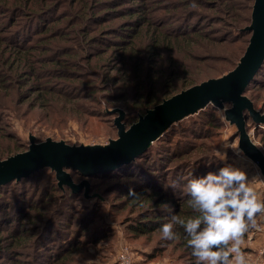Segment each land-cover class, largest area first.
<instances>
[{
  "label": "trees",
  "instance_id": "1",
  "mask_svg": "<svg viewBox=\"0 0 264 264\" xmlns=\"http://www.w3.org/2000/svg\"><path fill=\"white\" fill-rule=\"evenodd\" d=\"M255 1L166 0L167 6L170 7L169 11H174L171 14L172 17L178 20L177 25L182 26V29L185 27L180 32L175 33L171 31L169 33L161 29V32L152 30V33L140 36L139 28L149 24L152 25L153 23L150 20L151 17L147 16L145 12H143L142 17L136 16L131 21H128L138 28L126 29L121 33L129 35V32L133 31L131 37L138 39L140 36L139 40L142 41L143 39L146 42L144 46H137L131 50L129 71H126L128 80L125 78L122 83L123 86L121 85L126 91L125 98L129 100L126 105L136 113V117L130 126L137 122L140 116L145 115L148 110L168 99L162 98L161 101H158L153 98L155 94L153 90L155 88L159 86L160 89L171 87L174 78L184 80L197 77L188 72V70H191L186 61L180 60L179 63L178 54H176L177 49L186 55L193 53L192 51H204L202 47L204 38L216 45L211 35L220 31V29L212 30L210 28L211 35H206L204 31L196 26L198 19H195L194 14L207 10L211 11L210 14L219 11L218 13L220 14L230 15L233 20L228 23V21H224L222 15L216 14L219 17L217 21H224L225 29H227L225 31L228 32L227 37L223 38L220 43L228 44L233 39H236L234 40L236 42L243 36L247 45L232 69L217 77L198 80V82L194 81L195 83L188 88L210 79L222 78L238 66L252 37V31L249 28L253 26ZM92 4L93 0H0V17L4 19L0 20V42L2 40L8 41V38H5L7 36L10 38L14 37V46H19L17 48H20V50L7 52V45L5 47L0 45V59L8 63L15 55L19 60L21 71H27L31 77L30 79H34L33 81L39 78L58 79L54 86L46 89V93L36 95L33 91H26L31 86V84L27 83L24 85L25 90L22 92L23 101L32 97L37 102L51 101V103L56 102V98L59 97L66 99V94L56 87L60 85L58 81L63 78L77 80L81 77L75 75V72L81 65L79 59H84L88 56L89 49L83 46V41H88L87 36L89 35L85 24L90 15L88 10ZM193 4L196 6L193 7ZM140 6H146L147 10H149L147 4L142 3L133 5V8H139ZM201 8L203 9L201 10ZM236 8L250 12V16L244 20V25L238 22L237 14L233 13ZM208 16L209 14L205 15V17ZM178 26L175 29H179ZM7 30H10V32H6ZM232 31H235L233 38L231 35ZM4 33L7 36H4ZM188 40L196 42V49L189 47V43L186 42ZM7 43L9 44V41ZM198 47H201L202 50H199ZM159 48L167 51V56L164 65L157 68V64H154V61L156 63L159 62ZM150 57L153 58V62L149 61ZM179 67H184L187 70ZM2 68L3 66H0V69ZM85 71H88V69ZM0 80L2 81V79ZM1 81L0 86L2 85ZM183 90L185 89H180L177 93ZM261 91H264V62L244 92V95L253 102L255 109L264 115V103L263 109H258V94ZM86 98L97 101V97L93 93H90ZM217 109L219 108L209 104L197 113L171 125L140 157L113 171L89 177L92 196H85L82 194L83 192L74 193L67 186L60 187L56 172L51 168L41 169L29 177L0 186V205L4 204L0 213L1 217H11L14 211L15 213L16 211H22L26 212L29 220L35 221V223L32 222L23 227H16V221L11 226H6L9 232L15 234L16 239L14 240L17 244L13 243L10 244V248L6 247L9 250H3L2 248L5 246L0 247L2 259L11 260V264H17L19 261L21 264L23 261H26L27 264H73L75 257L81 251L82 244L85 243V240L80 238H84V234L89 227L86 223L89 222L83 218V221L76 224L79 227L74 229L72 222H74L75 216L81 213L78 212L81 204L75 206V204H69L66 201H68V198L81 197L83 195L86 200L97 198L99 202H102L104 200L102 194L95 192L98 187L97 184H92L90 179H99L101 180L100 183L111 179L121 182L123 188L117 187L124 196L125 201H123V204L126 206L132 204L136 207L133 213L137 214V216L134 219V223L130 226L131 232L136 237L141 235H160L159 229L164 223L169 222L173 214L184 219L194 216L195 213L189 208L187 203L188 197L182 191L183 185L190 178L202 177L210 171L217 172L223 166L215 167V162L212 159V156H214L212 145L202 144L200 147L199 143L191 144L183 140L179 134L173 135V133L180 125L185 127L187 122L189 123L188 120L197 115V118H193V124L202 123L201 127L204 130L202 133L214 135V132L207 130V127L214 123V114ZM201 113L206 114V117H203ZM124 114L123 122L126 125L130 118H128L127 112L124 111ZM110 115H115L116 118L119 115V111H114ZM252 125L254 128L257 127L253 121ZM187 130L195 131L193 128ZM201 130L196 131L200 134ZM246 130L247 132L249 130L247 125ZM259 131L264 135V131ZM236 135L238 136V133ZM203 137L206 139V136ZM33 138L36 142H40L36 137ZM262 142L264 144V138H262ZM175 146H179V148ZM183 171L189 172L185 174ZM68 172L75 183L85 179L77 171L68 170ZM76 177H81L82 179L77 181ZM23 183H30L29 185L33 189L28 190ZM173 184L176 187H172ZM22 186L24 187V193L21 194L20 192L21 195L18 194L10 203L11 209H6L5 204L9 200V190L12 187L19 188ZM130 188L137 193L135 197L128 195ZM21 197L23 199H20ZM14 205L15 207L13 208ZM2 218L1 220H3ZM174 230L177 234L176 238L166 241V245L171 246L173 250L178 252L176 255L180 257L179 260L187 259L189 260L187 264H195L191 249L187 245L183 228L177 225ZM159 241L164 240L160 239ZM28 246L30 251L27 250L28 257L25 260L21 256L24 254L23 248ZM4 261L6 263V260Z\"/></svg>",
  "mask_w": 264,
  "mask_h": 264
},
{
  "label": "rangeland",
  "instance_id": "2",
  "mask_svg": "<svg viewBox=\"0 0 264 264\" xmlns=\"http://www.w3.org/2000/svg\"><path fill=\"white\" fill-rule=\"evenodd\" d=\"M155 2L154 0H93V4L88 10L90 15L85 24L89 35L87 36L88 41H83V46L89 49L88 56L79 59L81 65L75 72V75L81 77L77 80L63 78L58 81L60 85L56 87L66 94V99L59 97L56 98V102L51 103V101L37 102L32 97L23 101L22 92L25 90L24 85L27 83L31 86L26 91H33L36 95L46 93V89L54 86L58 79L39 78L33 81L34 79H30L31 77L27 71H21L19 60L15 55L8 63L0 59V66H3L0 69V79H2V81L0 80L2 83L0 86V158L4 160L6 157L27 151L29 143L31 144L32 135L40 142L53 139L65 141L69 145H107L111 140L118 138L114 120L119 115L116 118L115 115H110L117 110L127 112L130 120L128 119L125 126L129 128L136 117V113L126 105L129 100L125 98L126 91L123 89L122 83L125 78L128 80L126 71H129L131 50L137 46H144L146 42L143 39L140 41L139 38L147 33H152V30L161 32L160 30L163 29L175 33L185 28L182 29V26L177 25L178 20L172 17L171 14L174 11H169L170 7L167 6L166 0ZM141 3L147 4L149 10L146 6L133 8V5ZM143 12L151 17L152 25L149 24L139 28L140 36L138 39L131 37L133 31L129 32V35L122 34L121 32L126 29L138 28L128 21L136 16L142 17ZM210 12L204 10L194 14V16L196 20L198 19L196 26L204 31L206 35H211L210 28L212 30L220 29V31L211 35L216 45L204 38L202 46L204 51H192L193 53L186 55L182 51L176 50L179 63L180 60L186 61L191 70H188V72L197 77L184 80L174 78L171 87L160 89L159 86L155 88L153 98L156 100L161 101L162 98H171L180 89H188L189 86L195 83L194 81L198 82V80L201 81L226 73L233 68L239 56L242 55L247 45L245 37L241 36L236 42L234 41L236 39H233L228 44L220 43L228 35V32L225 31L227 29H225L224 21L229 23L233 19L230 15L218 13L219 11H215L214 14H210ZM233 13L237 14L238 22L243 25L245 24L244 20L250 16L248 10L243 11L241 8H236ZM206 14H209V18L205 17ZM216 14L222 15L224 21L218 22L219 17ZM200 15L202 16L199 18ZM0 20H4L3 17H0ZM176 26L179 29H175ZM6 32H10V30ZM234 32L231 33L232 38L235 36ZM4 36L7 35L4 33ZM5 38H8L9 44L7 40L6 42L2 40L0 45L2 47L7 45V52L20 50V48H17L19 46H14V37L7 36ZM186 42L189 43V47L196 49L195 41L188 40ZM198 48L202 50L201 47ZM159 51V62L154 61L157 68L164 65L167 56V51L162 48H159ZM152 59L150 57L149 61L153 62ZM179 68L187 70L184 67ZM86 69L88 71H85ZM90 93L95 94L97 101L86 98ZM258 101V109H263L264 91L259 92ZM226 105L229 104H224L222 108L215 110L214 123L212 122L213 124L207 127V130L213 131L214 135L202 133L204 132L203 127H201L202 123L193 124V118H197V115L188 120L189 123L187 122L185 127L183 125L177 127L173 135L179 134L183 140L191 144L199 143L200 147L202 144L212 145L214 151L212 159L215 162V167L230 164L243 169L247 172L251 185L264 197V175L258 166L249 160L243 152L235 153L230 148L225 149L224 147L225 142L235 143L239 146V137L236 135L237 128L234 124H231L226 116L228 110L224 112L225 118L220 119L218 110H223ZM201 114L206 117V114ZM247 127L254 143L264 152L262 142L264 135L259 131H264V125L257 126L259 128L256 130L257 127L254 128L252 120H249ZM189 128H193L195 131L187 130ZM200 129H202L201 133L198 134L196 130L199 131ZM203 136H206V139ZM175 147L179 148V146ZM225 151H227L226 160L221 156V153ZM183 172L187 174L189 171ZM81 179V177H76L77 181ZM87 180L89 182V178ZM90 182L94 185L97 184L98 187L95 192L102 194L104 199L102 202H99L97 198L86 200L83 195L68 198V201H66V203H72L75 206L81 204L78 211L81 213H78L74 222H72L74 229L79 227L76 224L83 221V218L89 222L86 223L89 227L84 234V238H80L85 240V243L82 244L81 251L75 257L73 264H118V252L121 246L124 245L130 249L133 264H187L189 260H179L180 257L176 255L178 252L173 250L171 246L166 245V241H159L161 239L159 234L136 237L131 232L130 226L137 216L133 213L136 207L132 204L128 206L123 204V201H125L124 196L117 187L123 188L121 182L112 179L103 183H100L101 180L99 179H90ZM23 184L27 186L28 190L33 189L29 185L30 183ZM23 188V186L19 188L12 187L9 190V200H5L7 202L5 204L6 209H11L10 203L20 192L21 194L24 193ZM82 192L85 195V190ZM89 196H92L91 190ZM20 199H23V197ZM3 206L4 204L0 205V213ZM1 218L0 215V247L5 246L2 248L3 250H9L6 247L10 248V244H17L14 240L16 239L15 234L7 230V225L11 226L14 221H16V227L35 223V221L29 220L26 212L22 211H16V213L14 211L11 217H4L3 220ZM12 218L14 219L12 220ZM241 247L246 252L247 261L252 264L261 262L263 264L264 241L262 239L252 236L249 232ZM28 248L29 246L23 248L24 254L21 258L25 260L28 257L27 252L30 251ZM4 260H6V263ZM7 262L11 264V260L2 259L0 255V264H7ZM17 264H21L20 261ZM22 264L27 263L23 261Z\"/></svg>",
  "mask_w": 264,
  "mask_h": 264
},
{
  "label": "water",
  "instance_id": "3",
  "mask_svg": "<svg viewBox=\"0 0 264 264\" xmlns=\"http://www.w3.org/2000/svg\"><path fill=\"white\" fill-rule=\"evenodd\" d=\"M252 37L238 66L219 79H210L190 87L148 110L138 121L126 128L124 111L115 119L118 138L107 145H69L64 141L47 139L36 142L31 138L27 151L0 159V186L51 168L56 172L59 186L69 187L74 193L85 190L89 196L87 178L113 171L145 153L152 143L166 130L183 118L197 113L209 104L222 108L231 107L227 119L237 128L239 148L264 175V152L246 130L251 119L257 126L264 124V115L255 109L253 102L244 95L264 62V0H256L253 10ZM68 170L83 177L75 183Z\"/></svg>",
  "mask_w": 264,
  "mask_h": 264
},
{
  "label": "clouds",
  "instance_id": "4",
  "mask_svg": "<svg viewBox=\"0 0 264 264\" xmlns=\"http://www.w3.org/2000/svg\"><path fill=\"white\" fill-rule=\"evenodd\" d=\"M229 107L218 110L220 119L225 118ZM224 147L235 153L241 151L235 143L225 142ZM221 156L226 160L227 151ZM182 191L195 215L188 219L171 215L169 222L159 229L161 239H175L174 229L179 225L186 234L195 264H248L241 245L250 231L261 227L264 197L251 185L247 172L226 164L217 172L190 178ZM128 195L135 197L137 193L130 188Z\"/></svg>",
  "mask_w": 264,
  "mask_h": 264
},
{
  "label": "built area",
  "instance_id": "5",
  "mask_svg": "<svg viewBox=\"0 0 264 264\" xmlns=\"http://www.w3.org/2000/svg\"><path fill=\"white\" fill-rule=\"evenodd\" d=\"M259 223L261 224V227L258 230H252L250 231V234L252 236L259 237L264 241V217L260 218ZM118 264H133L132 257L130 254V249L128 246L124 245L121 246L119 252H118Z\"/></svg>",
  "mask_w": 264,
  "mask_h": 264
},
{
  "label": "crops",
  "instance_id": "6",
  "mask_svg": "<svg viewBox=\"0 0 264 264\" xmlns=\"http://www.w3.org/2000/svg\"><path fill=\"white\" fill-rule=\"evenodd\" d=\"M248 262V264H252L251 262H249V261H247ZM259 264H262V262L261 263H259ZM263 264H264V262H263Z\"/></svg>",
  "mask_w": 264,
  "mask_h": 264
}]
</instances>
